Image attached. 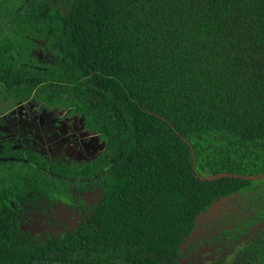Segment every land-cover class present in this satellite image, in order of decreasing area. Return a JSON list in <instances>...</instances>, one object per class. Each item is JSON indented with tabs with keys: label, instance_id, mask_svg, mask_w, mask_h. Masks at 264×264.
<instances>
[{
	"label": "trees",
	"instance_id": "trees-1",
	"mask_svg": "<svg viewBox=\"0 0 264 264\" xmlns=\"http://www.w3.org/2000/svg\"><path fill=\"white\" fill-rule=\"evenodd\" d=\"M0 100L63 107L105 142L69 166L0 133V264H181L225 200L223 251L264 258V178L247 179L264 174V0H0ZM58 201L76 226L34 230Z\"/></svg>",
	"mask_w": 264,
	"mask_h": 264
},
{
	"label": "rangeland",
	"instance_id": "rangeland-1",
	"mask_svg": "<svg viewBox=\"0 0 264 264\" xmlns=\"http://www.w3.org/2000/svg\"><path fill=\"white\" fill-rule=\"evenodd\" d=\"M36 55L40 63H48L51 59L50 54L41 50L37 51ZM3 102L4 100H0V112H4L0 117V133L14 137L13 144L16 149L69 166L89 161L104 149V140L85 127L83 117L79 114L70 115L63 107L43 106L33 100L18 102L12 107L13 110L7 113L2 110L5 106ZM83 199L89 201V196ZM228 202L225 200L216 204L198 219L197 229L183 246L184 258L181 259V264H210L212 257L214 260L223 257L219 227L217 230L215 226L220 221L223 222L225 216L220 210L228 206ZM47 212L48 215H40L37 212L31 214L32 227L37 232L72 228L76 226L79 218L77 209L61 201L54 203L52 210L47 209ZM193 245H199L200 249L191 251ZM226 250L230 252L234 247L230 246ZM219 259L215 264H218Z\"/></svg>",
	"mask_w": 264,
	"mask_h": 264
},
{
	"label": "flooded vegetation",
	"instance_id": "flooded-vegetation-1",
	"mask_svg": "<svg viewBox=\"0 0 264 264\" xmlns=\"http://www.w3.org/2000/svg\"><path fill=\"white\" fill-rule=\"evenodd\" d=\"M222 213H223V211H222ZM248 236H247V234H243L242 236H241V239H240V242H239V244H240V246H243L244 244H247L248 243ZM250 239H252V237H250ZM244 247H245V245H244ZM231 252L232 251H223V257L222 258H220V257H218L216 260H214V257H212L211 259H210V264H215L216 263V261L219 259V262H218V264H221V262H222V264H244V262H245V256H244V252L243 251H238V249H237V253H234V257H233V259L231 258ZM211 257V256H210ZM259 262H261V264H264V258H262V259H260L258 256H255V262H254V264H257V263H259Z\"/></svg>",
	"mask_w": 264,
	"mask_h": 264
},
{
	"label": "water",
	"instance_id": "water-1",
	"mask_svg": "<svg viewBox=\"0 0 264 264\" xmlns=\"http://www.w3.org/2000/svg\"><path fill=\"white\" fill-rule=\"evenodd\" d=\"M261 178H264V174L258 175V176H254V177H250V178L247 177V179H254V180H258V179H261Z\"/></svg>",
	"mask_w": 264,
	"mask_h": 264
}]
</instances>
